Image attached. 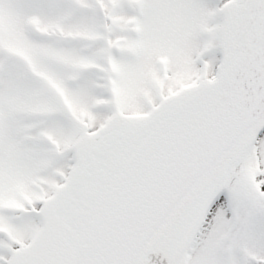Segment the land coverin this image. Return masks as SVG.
Instances as JSON below:
<instances>
[{
	"label": "snow or ice",
	"instance_id": "6c2138e0",
	"mask_svg": "<svg viewBox=\"0 0 264 264\" xmlns=\"http://www.w3.org/2000/svg\"><path fill=\"white\" fill-rule=\"evenodd\" d=\"M0 264H264V0H0Z\"/></svg>",
	"mask_w": 264,
	"mask_h": 264
}]
</instances>
